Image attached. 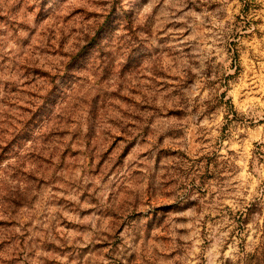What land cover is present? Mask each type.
I'll use <instances>...</instances> for the list:
<instances>
[{"label": "rangeland", "instance_id": "1", "mask_svg": "<svg viewBox=\"0 0 264 264\" xmlns=\"http://www.w3.org/2000/svg\"><path fill=\"white\" fill-rule=\"evenodd\" d=\"M0 264H264V0H0Z\"/></svg>", "mask_w": 264, "mask_h": 264}]
</instances>
